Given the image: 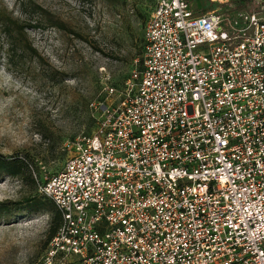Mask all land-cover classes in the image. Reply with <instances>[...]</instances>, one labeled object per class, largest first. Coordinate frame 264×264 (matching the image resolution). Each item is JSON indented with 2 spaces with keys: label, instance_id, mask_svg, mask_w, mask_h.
Masks as SVG:
<instances>
[{
  "label": "built area",
  "instance_id": "obj_1",
  "mask_svg": "<svg viewBox=\"0 0 264 264\" xmlns=\"http://www.w3.org/2000/svg\"><path fill=\"white\" fill-rule=\"evenodd\" d=\"M191 2L155 0L95 129L64 142L35 264H264V0Z\"/></svg>",
  "mask_w": 264,
  "mask_h": 264
},
{
  "label": "rangeland",
  "instance_id": "obj_2",
  "mask_svg": "<svg viewBox=\"0 0 264 264\" xmlns=\"http://www.w3.org/2000/svg\"><path fill=\"white\" fill-rule=\"evenodd\" d=\"M210 8V0H191ZM234 3L235 0H232ZM155 0H0V18L23 33L0 31V156L23 158L43 181L63 165L65 141L89 135V104L120 86L143 46ZM202 12V10H198ZM1 29V27H0ZM29 180L0 173V201L36 196ZM0 217V264H35L51 211Z\"/></svg>",
  "mask_w": 264,
  "mask_h": 264
},
{
  "label": "trees",
  "instance_id": "obj_3",
  "mask_svg": "<svg viewBox=\"0 0 264 264\" xmlns=\"http://www.w3.org/2000/svg\"><path fill=\"white\" fill-rule=\"evenodd\" d=\"M15 25V21H9V23H6L4 20L0 18V31L3 33V35L8 36L10 35L12 29L10 28V25ZM14 31H17L19 33L24 32V28L17 27V24L15 27H13ZM142 53V50H141ZM141 53L138 55L140 56ZM30 164L23 158H12V159H5L2 156H0V173H5L11 177H19L22 181L29 180L31 184L36 186V196H29L26 198H23L19 202H10V201H0V217H7L12 215L13 213L18 212L21 210V206L25 205L26 210L29 211H51L52 217L50 220V226L47 232L46 240L44 242L45 245H48V241L54 236L56 233L60 222H61V215L60 212L57 210L56 206L52 202L51 199L46 197L43 194H40L38 191L39 184L43 183L42 181L39 182V180H36L34 176H32Z\"/></svg>",
  "mask_w": 264,
  "mask_h": 264
}]
</instances>
